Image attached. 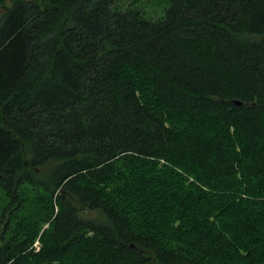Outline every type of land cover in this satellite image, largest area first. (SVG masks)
Segmentation results:
<instances>
[{
	"label": "trees",
	"instance_id": "trees-1",
	"mask_svg": "<svg viewBox=\"0 0 264 264\" xmlns=\"http://www.w3.org/2000/svg\"><path fill=\"white\" fill-rule=\"evenodd\" d=\"M124 5L0 0V264H264V0Z\"/></svg>",
	"mask_w": 264,
	"mask_h": 264
},
{
	"label": "rangeland",
	"instance_id": "rangeland-1",
	"mask_svg": "<svg viewBox=\"0 0 264 264\" xmlns=\"http://www.w3.org/2000/svg\"><path fill=\"white\" fill-rule=\"evenodd\" d=\"M126 5H124L125 8H127V5L132 4L134 9H137L139 11H142L144 15L148 18H158L161 16V11L164 9V7L167 5V0H123ZM96 213L88 214V216H94ZM47 226L46 224L44 227ZM34 248L37 250L40 246V243L38 240H35L33 244Z\"/></svg>",
	"mask_w": 264,
	"mask_h": 264
},
{
	"label": "water",
	"instance_id": "water-1",
	"mask_svg": "<svg viewBox=\"0 0 264 264\" xmlns=\"http://www.w3.org/2000/svg\"><path fill=\"white\" fill-rule=\"evenodd\" d=\"M235 103L240 104V101H235Z\"/></svg>",
	"mask_w": 264,
	"mask_h": 264
}]
</instances>
